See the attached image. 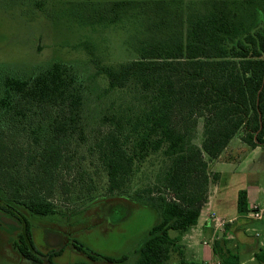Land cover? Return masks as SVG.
<instances>
[{
  "label": "trees",
  "instance_id": "trees-1",
  "mask_svg": "<svg viewBox=\"0 0 264 264\" xmlns=\"http://www.w3.org/2000/svg\"><path fill=\"white\" fill-rule=\"evenodd\" d=\"M8 2L29 19L59 16L53 0ZM64 3L63 16L72 23L126 31L134 57L104 62L94 43H80L95 76L106 80L101 97L107 104L96 126L86 116L88 84L72 63L56 60L21 74L0 69V207L14 203L24 215L69 217L70 211L52 200L58 189L86 192L88 202L118 196L156 215L136 249L135 264H201L185 259L180 237L171 231L183 234L197 225L217 178L209 164L231 140L239 136L249 148L264 149V0ZM200 123L198 145L194 135ZM82 147L97 155L106 172L105 194H93V178L84 181L89 172L80 164ZM152 156L163 159L156 180L135 187L133 177ZM237 208L240 214L250 211L246 190L239 191ZM20 222L16 247L40 264L44 255L32 224L25 216ZM229 242L223 235L212 243L219 264H241ZM72 246L94 261L128 259L90 252L78 240ZM254 257L264 264V246Z\"/></svg>",
  "mask_w": 264,
  "mask_h": 264
},
{
  "label": "rangeland",
  "instance_id": "rangeland-1",
  "mask_svg": "<svg viewBox=\"0 0 264 264\" xmlns=\"http://www.w3.org/2000/svg\"><path fill=\"white\" fill-rule=\"evenodd\" d=\"M53 1L52 8L59 15L55 20L44 16L29 19L22 13L20 7L10 5L8 0H0V69L21 74L36 65L56 60L72 63L88 84L86 116L95 125L101 116L102 104H107V99L101 97L106 80L95 76L91 57L80 47V43L85 40L94 43L96 54L104 62L132 58L134 51L126 43V31L118 28L102 30L81 27L72 23L67 16H63L66 0ZM202 131L200 123L194 135V142L198 145L202 142ZM92 138L91 136V141ZM231 144L242 146L238 138H234ZM238 152L230 155L235 159L240 157L234 163L214 162L212 168L224 173L220 183L234 190L245 185L254 188L258 183L264 186L262 157L256 156L251 150L243 153L239 149ZM80 154L85 156L81 157L80 164L89 172L84 181L90 182V178H93L97 190L93 191V194H105L107 175L97 155L90 153L85 147L81 148ZM162 160L160 156L148 158L133 177V185L139 188L146 183L154 182ZM66 180L71 183L69 174H66ZM78 193L81 197L77 196ZM86 194V192L71 194V191L65 193L63 189L55 192L52 198L54 204L62 211H70L69 217L60 215L37 217L28 215L27 211L24 215L21 214L23 207L14 203L10 204L12 208L0 207V264H35L33 260L23 257L15 244L23 231L24 223L20 222L22 216L32 224L34 242L39 252L44 255L40 257L42 260L40 264H135L138 259L136 249L155 222V213L147 207L139 206L135 201H126L118 196L97 197L88 202ZM254 196L252 193L251 200ZM232 199L236 198L231 197L229 211L236 213V201L234 204ZM5 205H8V202L4 201L3 206ZM73 208L74 213L71 215ZM251 227L264 228V221H255ZM224 230L225 226L219 228L218 235L223 234ZM180 234L179 231H171L172 236ZM208 238L210 237L205 233H200L197 239V248L202 252H210L212 249L211 244L203 243ZM75 240L84 244L90 252L111 257L127 255L128 259L122 263H112L103 258L94 261L89 258L88 252L79 251L72 246ZM60 248H63L61 253H53ZM249 264L260 263L255 260Z\"/></svg>",
  "mask_w": 264,
  "mask_h": 264
},
{
  "label": "crops",
  "instance_id": "crops-1",
  "mask_svg": "<svg viewBox=\"0 0 264 264\" xmlns=\"http://www.w3.org/2000/svg\"><path fill=\"white\" fill-rule=\"evenodd\" d=\"M236 138L240 140L242 146L238 144L232 145L231 140L221 157L211 161L209 164V171L216 174L217 178L209 188L208 202L201 211L197 225L193 226L183 234L176 235L177 237H180V242L184 247V257L187 261H193L201 264H219V259L214 254L213 249H211L210 252H202L201 249L197 248V239L200 236V233H205L207 237H210L206 239L207 241H212L213 239L215 240L216 238H220L222 235H225V237L230 240L228 245L232 249L239 252L241 264H249L254 262L256 260L254 257L255 252L258 250V248L264 246V228L251 227L255 221H264V212L263 218L261 220H255L249 216L251 210H253L255 206H259V208H262L264 211V186L258 183L254 188H250L249 186L247 187V185H245L243 187L241 186L240 188L237 187L235 190L231 189L230 186L220 183L221 176L224 173L221 171H215L212 168L214 162L231 164L235 161H238L240 157L235 159L231 156H233V153L238 154L239 149H241L243 153L251 150L256 156L260 155L262 157V163H264L263 148H249L245 143H243L239 136ZM240 190L247 191L248 208L250 210L247 214H240L238 212L237 199ZM252 193L255 196L251 200L250 196ZM232 196L236 198L232 199L234 204L236 201V213L233 211L230 212V207H228ZM214 210H216V213L219 215H217ZM216 219L230 221L228 222L229 225L227 229L225 228L224 232H222L223 234L218 235L219 227L218 221Z\"/></svg>",
  "mask_w": 264,
  "mask_h": 264
},
{
  "label": "built area",
  "instance_id": "built-area-1",
  "mask_svg": "<svg viewBox=\"0 0 264 264\" xmlns=\"http://www.w3.org/2000/svg\"><path fill=\"white\" fill-rule=\"evenodd\" d=\"M263 209L259 208V206H255L254 209L250 212L249 216L252 219L255 220H261L263 218ZM218 221V227L222 228V226H225L226 224H228V222H230L229 220H224V219H216ZM212 241H204V244L208 245L211 244L212 245Z\"/></svg>",
  "mask_w": 264,
  "mask_h": 264
}]
</instances>
